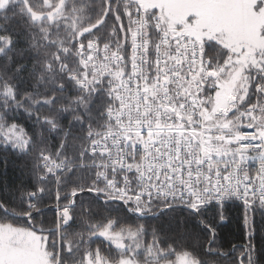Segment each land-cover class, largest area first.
Returning <instances> with one entry per match:
<instances>
[{"label": "snow or ice", "instance_id": "obj_1", "mask_svg": "<svg viewBox=\"0 0 264 264\" xmlns=\"http://www.w3.org/2000/svg\"><path fill=\"white\" fill-rule=\"evenodd\" d=\"M134 3L0 0V214L52 213L48 264H264V47L149 24L145 48Z\"/></svg>", "mask_w": 264, "mask_h": 264}, {"label": "rangeland", "instance_id": "obj_2", "mask_svg": "<svg viewBox=\"0 0 264 264\" xmlns=\"http://www.w3.org/2000/svg\"><path fill=\"white\" fill-rule=\"evenodd\" d=\"M135 3L140 5L136 11L157 9L156 14L166 26L199 38L224 34V42L230 45L243 41L252 48L264 47V37L259 35L264 32V0H260L259 8L257 0H135ZM52 253L50 246L45 249L40 243L33 228L0 222V264H48Z\"/></svg>", "mask_w": 264, "mask_h": 264}, {"label": "trees", "instance_id": "obj_3", "mask_svg": "<svg viewBox=\"0 0 264 264\" xmlns=\"http://www.w3.org/2000/svg\"><path fill=\"white\" fill-rule=\"evenodd\" d=\"M10 6L8 7V14L11 15L16 11L15 6L11 5V3H9ZM140 7V5L137 3H134L133 6L131 8H127L125 9V11H136V9ZM148 11V10H146ZM156 11H158L157 9L154 10H149L150 13H156ZM13 29L17 28V25H13L12 26ZM198 37V36H197ZM204 38V37H202ZM200 38V39H202ZM222 51V49H221ZM216 52V48L212 47L209 49L208 54L212 55ZM8 166H9V175L12 174V169L14 168L15 164L14 161L9 158L8 161ZM0 171H3V166L0 165ZM7 178V177H6ZM18 203V201H17ZM238 203V202H237ZM237 203H234L232 207L230 208H226L224 211V216L227 217L228 219V223H226L223 227H219L218 231H219V238L220 241L225 245V247H227L230 243L231 244H239L242 242L241 238L244 235V229H243V210L237 206ZM15 208V205H9V210L12 211ZM102 213V210H100ZM20 214V210L16 209L15 214L13 216H8V217H4L2 214H0V222L2 223H12L15 226L18 227H30V228H36V226L38 227H44L45 230H47L48 228H52L53 225V216L52 213L49 212L48 216H47V224L46 225H42L39 221L33 222V225H29L26 224L22 219H17L16 216ZM211 212L209 213V215L211 216ZM257 223L258 226L260 227H264V225L260 224V216L259 214H257ZM44 218H41V220H43ZM155 223V222H153ZM251 223V215L249 214V224ZM37 229V228H36ZM264 234V233H261ZM161 239L165 240L168 244H172L173 242L175 243V246L177 247V249L179 250L180 248H182L183 246H186L189 241L187 239L182 238L179 234L175 233V232H167V230L165 229L163 232L160 233ZM149 239L151 238V236L149 235L148 237ZM55 239V237L53 238ZM50 250L54 252H56L58 249L56 248H52L50 247ZM167 250V249H166ZM227 250V249H225ZM192 251L197 254L200 255L202 259H207L206 257L203 256V254L200 252V250L198 248H192ZM164 263V262H162ZM216 264H231L230 261H224L220 258H217Z\"/></svg>", "mask_w": 264, "mask_h": 264}, {"label": "built area", "instance_id": "obj_4", "mask_svg": "<svg viewBox=\"0 0 264 264\" xmlns=\"http://www.w3.org/2000/svg\"><path fill=\"white\" fill-rule=\"evenodd\" d=\"M135 12H139V21L142 22L140 23V27L144 29L145 31V36H144V42H145V48L148 47L149 41L147 39V27H145L146 25H151V27L153 29H155L157 26H159V29L161 32H168L169 35H180L181 32H184L186 35L194 37L196 41L201 40L199 37H197L194 34H191L185 30L182 29H174L171 28L169 26H166L163 21L160 19V15L156 14V13H150L149 11H143L142 9H140L139 11H129L128 13H132L134 14ZM151 17V20H149L148 18ZM179 30V31H178ZM158 37L156 35V32L153 31L152 33V40H151V44L152 45H156L158 42ZM138 99V97L136 95L133 96V101H136ZM138 130V126H132V127H128L126 128L125 132L127 134V132H137ZM138 134V132H137ZM179 134V133H178ZM243 135H247L246 133ZM252 167H255V165H252Z\"/></svg>", "mask_w": 264, "mask_h": 264}, {"label": "water", "instance_id": "obj_5", "mask_svg": "<svg viewBox=\"0 0 264 264\" xmlns=\"http://www.w3.org/2000/svg\"><path fill=\"white\" fill-rule=\"evenodd\" d=\"M37 228H40V227H37Z\"/></svg>", "mask_w": 264, "mask_h": 264}]
</instances>
